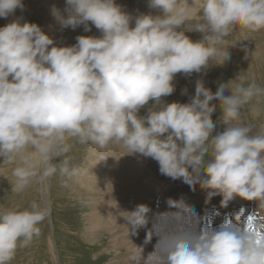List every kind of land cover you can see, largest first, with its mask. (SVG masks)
I'll list each match as a JSON object with an SVG mask.
<instances>
[{
  "label": "clouds",
  "instance_id": "9594fccd",
  "mask_svg": "<svg viewBox=\"0 0 264 264\" xmlns=\"http://www.w3.org/2000/svg\"><path fill=\"white\" fill-rule=\"evenodd\" d=\"M148 7L158 14L133 16L116 0H65L63 11L53 5L62 29L95 26L100 33L79 35L69 46L23 17L0 27V158L16 163L11 190L21 193L57 170L65 183L78 177L68 159L53 163L75 140L151 158L160 174L182 178L193 190L198 185L209 200L221 196V206L240 197L264 209V124L240 122L243 107L264 96V87L239 76L213 93L198 80L189 102L162 99L174 93L178 73L228 60L225 40L236 26L264 30V0H148ZM17 9L23 0H0V18ZM186 21L196 23L181 29ZM186 31L203 38L193 41ZM213 101L222 110L219 121L212 119ZM167 203L176 211L155 214L146 234L145 245L158 238L153 251L145 257L135 246L129 264H264V227L249 230L248 219L241 225L237 217L236 224L199 228L183 200ZM151 211L139 204L119 213L128 236L148 226ZM48 216L37 202L0 208V264L38 238Z\"/></svg>",
  "mask_w": 264,
  "mask_h": 264
},
{
  "label": "rangeland",
  "instance_id": "374dc122",
  "mask_svg": "<svg viewBox=\"0 0 264 264\" xmlns=\"http://www.w3.org/2000/svg\"><path fill=\"white\" fill-rule=\"evenodd\" d=\"M23 3V10L17 9L14 15L0 18V27L10 23L17 17H23L22 22L27 21L41 26L58 46H69L76 43V37L79 35L100 34L95 26H91L90 32H84L82 25L75 30L71 28L62 29L51 15V8L55 5L63 11L65 0H23ZM116 3L133 16L149 12L154 15L158 14L156 10L148 7V0H116ZM192 15L195 18V12ZM194 23L196 22H185L186 26L188 24L194 25ZM185 24L181 27H186ZM185 34L193 41L203 38V33L198 31L186 32ZM225 45L229 53L228 60L223 64H212L210 62L209 67L203 69L200 73H192L191 75L178 73L174 80V93L162 98L163 101L166 103L189 102L190 97L195 95L198 80L203 81L204 87L210 89L213 93L217 91L220 84H227L239 76L245 78V84L255 81L260 87H264V30L250 32L236 26L229 37L226 38ZM232 83H239V80ZM225 95H230L229 89L225 90ZM212 103L216 104L212 119L213 121H219L222 118L219 102L213 101ZM150 105L151 102H149ZM147 107L141 109L140 115L147 114ZM240 122L251 124L254 129L264 124V96L254 98L243 107ZM223 127L222 124H218L216 131H223ZM68 144L70 145L69 151L62 157L54 158L53 163H57V167H59V162L66 158L69 160L71 167L80 169V175L67 180L65 183L66 178H62L57 170L56 174L45 178L46 199L51 217L48 216L40 225L41 235L38 238H34L29 246L18 248L14 259L9 264H118L120 258L126 257L129 253L123 238L120 236L118 240H112L111 242L112 234L107 230V228H111L114 233H117L114 230L117 228L113 224L111 226L110 221L107 222L108 210L110 209L108 193L117 196V188L122 186L124 182L122 181V184L118 182L114 187L107 188V191L100 189V192H98L94 187L93 180V187L87 190L83 184L87 173V157L92 151L97 149L94 145L81 144L75 140H69ZM114 148L116 154L122 160L115 153H113L112 157L121 164L129 155H124V151L117 145L109 146L110 151L114 150ZM100 155L102 156L101 152ZM137 162L140 165L132 175L127 177L126 184L121 187L120 204L121 206L123 202L126 204L130 197L128 185H133L132 187L140 194L141 198L136 200L135 204H127L122 211H131L137 205L145 204L146 201H143V197H147L154 204L155 198L159 195L155 192V187L164 199L161 212L172 211L167 203L169 199L184 200L188 207L190 205L193 206L194 213L203 212L209 203L221 204L222 197L215 196L209 200L207 199L206 191L202 190L198 185L193 190L188 184L185 186L179 184L182 178L173 180L160 174L159 165L155 160L152 159L147 167L142 166V163L145 162V157L139 156ZM15 167V162L3 163V158H0V208H19L22 210L29 207L33 202L44 205V199L40 193L41 179L39 177L35 178L30 186L21 193L11 190L15 182L13 177V169ZM150 167H153V170ZM166 181H169V183L163 185V182ZM180 186L181 189L184 188L188 192L184 190L185 194L181 193L180 191L183 189L180 190ZM175 192H178V194ZM243 200L245 199L235 197L226 207L222 206L220 216L212 225L215 226L217 223L222 222V217L226 219V215H232L233 217L231 218L235 223H237V217H239L241 225L249 217H252V221L255 223L253 230L258 229L259 221H264V209H258V202L255 200ZM99 207L101 209L106 208L107 216L93 213ZM159 207L151 208L152 211L149 213L151 223L148 224V228L152 227L151 218H154L153 215L156 214L153 210L160 209ZM93 217L103 226L94 233L88 230L89 221ZM258 219L259 221H257ZM261 225L264 227V224L261 223ZM152 239L154 241H151L153 243L151 250L149 245H143L138 240L132 242V249L135 246L140 247V244H142L144 248L143 254L148 255L153 251L158 238L153 236ZM122 242L125 247H122ZM110 243L116 244V247H110Z\"/></svg>",
  "mask_w": 264,
  "mask_h": 264
},
{
  "label": "bare ground",
  "instance_id": "6f19581e",
  "mask_svg": "<svg viewBox=\"0 0 264 264\" xmlns=\"http://www.w3.org/2000/svg\"><path fill=\"white\" fill-rule=\"evenodd\" d=\"M185 26H186V24H185ZM184 28L185 27H181V29H184ZM186 32H191V31H186ZM115 148H116V146H115ZM115 148H114V150L110 151L109 147H108L103 152H101L102 156L100 155V151H98V150L92 151L91 150L92 152L87 157V165H86V172L87 173L85 175L84 182H83L84 187L87 190H90L93 187V180H94V187L98 192H100V189L107 191V188L114 187L118 182H120V184H122V181L124 182L122 184V186H123L126 184L125 182L127 180V177L132 175L135 172V170L137 169V167L140 165V163L137 162L138 157L140 156L139 154L129 155L126 159L123 160L124 162H122L120 164L119 161H117L115 158L112 157L113 153L116 154ZM116 156L118 157L117 154H116ZM118 158L120 160H122L120 157H118ZM151 160H152L151 158L145 157V162L142 163V166L147 167L151 163ZM150 169L153 170V167H150ZM168 183H169V181L163 182V185H166ZM179 184L181 186L186 185V183L183 182V179H181L179 181ZM122 186L117 188V196L111 195L110 193H108L109 197H110V206H109L110 209L108 210L107 222L110 221L111 226L113 224V226L115 228H117V229H114L117 233H114L111 228H107V230L109 232H111V234H112L111 242H112V240H114V241L118 240L120 236L123 238V241L126 242L124 244L127 246L129 253L126 257L120 258V261L118 264H129V256L133 253L132 251H135L134 250L135 248L132 249L133 248L132 242H135L136 240H138L139 242H142V244L144 245L146 234H147V231L149 228H148V226L145 228H141L138 230V234L128 236L127 228H126V226H124L126 222H124L123 217H121L119 215V213L122 210H124V208L127 206V204H135V201L139 200L141 197H140V194H138L135 191V189L132 187L133 185H128L130 188L129 189L130 197H129L127 203L125 204L123 202V205L121 206L120 203H121V187ZM181 186L179 188L180 190L183 189L182 191H180L181 193H184L185 191L188 192L184 188L181 189ZM46 191H47V188L45 185V179H43V180H41L40 193L44 199V205L47 208H49V205H48V202L46 199V197H47ZM175 193L178 194V192H175ZM216 197H221V196L217 195ZM143 201H146L145 204L149 205L150 208L155 207L154 204H152L147 197H143ZM243 201H245V200H243ZM162 207H163V204L159 207L160 209H157V210L154 209L153 212L156 214L161 212ZM252 211H254V210H252ZM93 213L104 214L105 216H107L106 208L101 209V207H99L98 210L93 212ZM237 214H238V212H237ZM49 216L51 217L50 214H49ZM154 216H155V214L153 215V217ZM49 221H50V219H49ZM149 223H151V222H149ZM101 227H103V226L101 224H99L98 221H96L94 217L91 218V220L89 221V226H88L89 231L94 233V232L99 231ZM152 241H154V240L152 239ZM124 244L122 242V247H125ZM142 244H140V246H142ZM152 244H153L152 242L146 244V245L150 246V250L152 249L151 248ZM149 246H147V247H149ZM110 247L115 248L116 244L110 243ZM146 255H144V256L146 257Z\"/></svg>",
  "mask_w": 264,
  "mask_h": 264
},
{
  "label": "snow or ice",
  "instance_id": "6c2138e0",
  "mask_svg": "<svg viewBox=\"0 0 264 264\" xmlns=\"http://www.w3.org/2000/svg\"><path fill=\"white\" fill-rule=\"evenodd\" d=\"M248 221H249V226L251 227L252 217H249V218H248Z\"/></svg>",
  "mask_w": 264,
  "mask_h": 264
}]
</instances>
